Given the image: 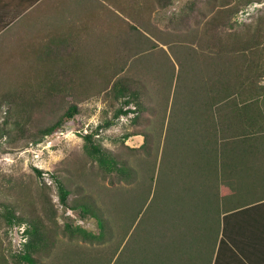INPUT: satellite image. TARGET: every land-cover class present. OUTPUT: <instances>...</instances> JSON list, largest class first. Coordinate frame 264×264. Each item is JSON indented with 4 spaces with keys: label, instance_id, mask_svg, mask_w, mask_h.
<instances>
[{
    "label": "rangeland",
    "instance_id": "1",
    "mask_svg": "<svg viewBox=\"0 0 264 264\" xmlns=\"http://www.w3.org/2000/svg\"><path fill=\"white\" fill-rule=\"evenodd\" d=\"M141 1L142 11L148 13L150 20L146 17L141 22L139 54L136 51L125 53L128 68L124 73L125 84L129 83L132 91L141 90V96L128 106L131 112L117 118L115 115L122 102L110 90L111 81L116 78L106 83L104 80L108 77H101L99 83L98 77L93 75L72 76V54L68 51V54L53 57L29 55L23 59L16 55L8 58L7 45L0 44V264H72V258L79 261L82 257L74 255V249L82 251L88 258L86 261L91 262L93 256L99 259L108 256L114 264L113 260L128 237H131V248L125 249L128 261L140 264V250L134 241L142 240L145 229L139 227L134 235L131 230L138 221L142 223L141 217L146 216L143 212L153 196L167 120L170 114L174 120L183 115L182 111L189 107L184 103H190L187 100L197 94L196 90L200 93L203 88L211 89L208 94L211 98L205 102L215 103L214 97L220 88L218 75L212 71L211 65H208L210 70L206 69L208 63L202 60L216 59L218 49L212 44L211 50L208 37L200 28L196 37L188 30L198 25L202 27L222 4V0H164L162 4L160 0H145L150 3L147 6ZM227 1H230L227 7H236L238 11L229 17L231 26L228 25L219 37L226 51L220 54V61L216 60L218 69L224 64L235 71L229 79L232 99L224 102L229 103L228 107L215 106L216 117L225 115L231 120L230 103H236V108L240 105L243 107L240 110L245 108L248 111L253 132L264 133V127L256 129L258 122L264 121V37L258 50L245 52L241 38L230 33L234 30L244 33L248 26L254 27L264 3L247 5L244 0ZM124 16L127 17L125 13ZM179 17L180 23L177 21ZM197 21L201 23L196 24ZM247 35H250L249 31ZM64 47L69 49V45ZM174 55L186 57V70L180 69ZM246 61L251 63V68L241 67ZM210 80L211 83H205ZM8 93L10 97L6 98ZM70 106H75L77 113L70 119H62L60 129L45 135V129L61 119ZM109 120L112 124L104 126ZM231 121L243 124L238 120ZM85 134H91L102 150L116 155V160L129 161L136 179L142 177L143 167L154 169L149 200L126 237L121 227L125 219H121L122 213H117L119 201L124 196L112 190L117 187V181L121 182L115 172V165L120 166V163L104 161L92 153L84 140ZM143 134L149 141L145 148H141ZM174 138L170 131L166 147L172 150L175 149ZM177 153L181 160L186 157L183 150ZM168 158L166 155L165 161L175 157ZM34 168L43 174L38 176ZM53 176L68 191L67 206L60 200ZM87 195L97 201L105 216H110L112 235L108 233L104 238L99 237L105 227L99 228L94 216L81 210V205L87 202ZM112 209L118 218L116 215V219L111 217L109 210ZM8 211L13 215L4 216ZM146 221L150 223V219ZM148 228L147 239L151 235L150 226ZM171 233L176 235L173 231ZM146 250L153 249L148 247ZM116 262L126 264L120 260Z\"/></svg>",
    "mask_w": 264,
    "mask_h": 264
},
{
    "label": "trees",
    "instance_id": "2",
    "mask_svg": "<svg viewBox=\"0 0 264 264\" xmlns=\"http://www.w3.org/2000/svg\"><path fill=\"white\" fill-rule=\"evenodd\" d=\"M160 1L161 4L165 3L164 0ZM244 2L249 5L254 2L264 3V0H244ZM229 4L230 1L222 0L219 10L213 17L210 16V19L206 20L202 27L198 25L188 30L191 31L189 34L192 36L194 35L195 37L197 35L198 28H200L203 33L207 35V44H209L210 47H212V44H215L213 46L218 49V57H216L218 61L221 59L220 54H225L226 51V47L223 44V41L219 40V37L224 33L228 25L231 26L229 23V17L238 11V8L236 7L234 9L233 7H227ZM222 14H225L226 16ZM182 16L183 15L180 17ZM180 17L177 20L179 23L181 20ZM192 17L194 18L195 16L192 15ZM224 18H226L225 21ZM256 19L258 20L256 25L254 27L248 26L249 29L247 28L246 30L247 33L249 31L250 38H245V36L249 37L246 32L243 33V31L240 30L230 31L234 37L238 36L241 38L240 42L244 45L245 52H254L261 46V40L264 37V8L261 10V14H259ZM199 23H201V21H197L196 24ZM249 41L251 43H249ZM181 49H178V51ZM212 49L213 47L211 50ZM191 53L192 52H190V54ZM174 57H176V55H174ZM179 58V56L176 57L180 69L182 68L186 70V57ZM144 59L145 57L140 61H143ZM208 59L209 60L202 58L205 63H208L206 65V69H209L208 65H211L210 67L212 68V71L218 75L217 84H219L220 88L214 97L216 101L215 103H206L205 101H209L211 98L208 95L211 89L204 90L203 88L202 92L198 93L196 90L197 94L190 100H187L190 103H184V105L189 107L188 109H184L182 111L183 115L177 116L178 119L174 120L171 118L170 114L166 125V137L171 131L173 137L176 138L173 140L175 142V149L172 150L169 146L166 147L167 142L165 137L158 164L156 184L153 196L149 202L148 200L151 194V182L154 175V169L149 166L146 168L142 166V177L136 179L135 170L130 163H128L129 161L122 159L116 160V155L114 156L110 152L102 150V148L93 141L91 134L84 135L87 147L92 153L96 154V156L104 161H117L120 163V166L115 165V172L119 174L121 182L118 183L119 181H117L115 185V187H117L112 189L116 192H112L124 196L121 198L123 201L121 199L119 201V210L117 212L122 213V217L120 216L121 219H125L124 226L121 225L124 237H126V235L130 232L134 223L133 221H135L136 217L142 212V209L148 202L147 207L143 212L146 213V216L143 218L141 217L143 220L142 223L139 224L138 221L133 230H131V235H134L136 234V229L139 227H144L145 229L141 235V237H143L142 240L139 239L138 241H134V245L139 247L138 249L141 252V254L139 252L140 264H186V262L184 263L182 261H195L196 254L195 252H191V250L197 245V243L205 242V244H211L212 249H214L217 244L218 232L221 228L222 237L219 243L220 246L225 244L229 238L224 231L226 228L225 224L222 226L221 223L222 220L225 223L226 213H228L230 209L225 202H222V192L220 191L218 182L220 169L227 160L225 159V156L227 155H225L224 151L227 150L228 144L224 137V130L225 127L229 125V119L225 115L216 117L215 106H229V103L224 102L232 99L229 79L235 70L234 68H227V65L223 66L224 64H222L218 69V61L216 59H211V57H208ZM127 62V60L124 61V67L119 69L118 75L110 74L101 76L108 77L104 80L106 83H108L113 77L116 78L111 81L110 90L113 92L115 97L121 99L122 105L118 108L115 118L131 112V109H129L128 106L130 104H134L141 96V90L134 89L132 91L129 88V83L125 84L124 73L128 68ZM130 64L132 66V63ZM172 67L174 68V66ZM241 67L251 68V63L246 61L242 63ZM188 70H190V67ZM202 82H204V80ZM205 83H211V80L210 82L206 81ZM100 92L101 91L98 93ZM7 97H10L9 93L6 95V98ZM11 97L14 98V96ZM230 104L236 106V103ZM136 107H138V105H136ZM207 107H209V109ZM243 111L244 112L242 113L238 111L237 119L239 122H243V124L250 127L253 121L251 119L249 120L248 111L245 108ZM76 113L77 108L75 106L68 107L62 118L52 126L45 129L44 134L48 135L60 129L62 127V119H70ZM181 117H183L182 120ZM171 120H173L172 123ZM261 122L262 123L258 122L259 126H257L256 123L257 130L263 129L264 121L261 120ZM110 124H112V121L109 120L108 122L105 121L103 125L109 126ZM259 133L262 141H264V133L256 132L255 134L258 135ZM148 142L147 135H144V143L141 148H145ZM261 145L258 147H264V143ZM178 150H183V155L186 156L185 158L182 157V160L179 153H177ZM172 151H175V153L172 154ZM166 155H168L169 158H175L171 161H165ZM183 159L185 160L186 166H184ZM112 167H114V165ZM34 172L38 176L43 174V172L38 168H34ZM53 177V179H55V183H57L60 200L63 205H66L68 191L65 185L59 181L56 176ZM86 201V204L81 205V210L88 214H92L97 220L99 228L101 227L102 229L105 227L98 235L99 237L104 238L106 234L112 232V226L109 218L110 216H105L102 213L103 210L100 205L97 201L92 199L91 195H87ZM112 211L113 209L109 210V213H112L111 217H114L115 219L116 217L118 218L119 215H116L117 213L115 214ZM221 214H224L223 219H221ZM7 215H13V213L10 211L4 213V216ZM146 219H150V223H148ZM148 226H150L151 235H149V238L147 239L146 235L147 230L149 229ZM196 229L201 230V234H197ZM171 231L175 232L176 235L173 236ZM109 235H112V233ZM122 240L118 243L117 250L119 249ZM130 240L131 237H128L127 243L113 260L114 264L119 260L126 264L131 263V261H128V252L125 250L126 248H131L129 246ZM229 240L231 239L229 238ZM148 247L153 250H146ZM73 254H77L82 257H79V261L72 258V264H94V261L96 260H99L96 264H111L112 262L111 257L108 258V256L102 259H99L98 256H93L91 262L86 261L88 258H86V256L84 257L82 251L76 249L73 250ZM204 256L205 260H208L210 263L212 256L206 257V253L203 257Z\"/></svg>",
    "mask_w": 264,
    "mask_h": 264
},
{
    "label": "crops",
    "instance_id": "3",
    "mask_svg": "<svg viewBox=\"0 0 264 264\" xmlns=\"http://www.w3.org/2000/svg\"><path fill=\"white\" fill-rule=\"evenodd\" d=\"M146 17L141 0H0V44L7 45L8 58L70 53L72 76L93 75L100 83L101 76L119 74L126 51L139 54ZM237 106L229 108L231 120L244 112ZM231 120L218 180L230 209L221 225L231 240L220 246L221 228L214 249L197 243L191 250L195 261H182L186 264H264V147H258L264 141L251 127ZM205 253L212 256L210 263Z\"/></svg>",
    "mask_w": 264,
    "mask_h": 264
}]
</instances>
